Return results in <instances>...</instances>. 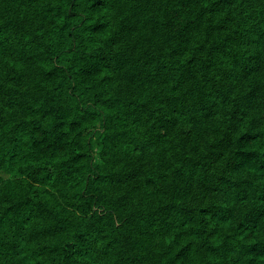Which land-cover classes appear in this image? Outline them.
Masks as SVG:
<instances>
[{
  "label": "trees",
  "instance_id": "1",
  "mask_svg": "<svg viewBox=\"0 0 264 264\" xmlns=\"http://www.w3.org/2000/svg\"><path fill=\"white\" fill-rule=\"evenodd\" d=\"M0 264H264V0H0Z\"/></svg>",
  "mask_w": 264,
  "mask_h": 264
}]
</instances>
